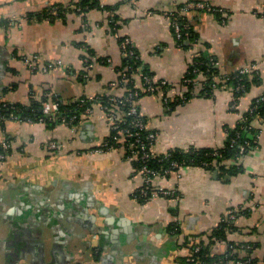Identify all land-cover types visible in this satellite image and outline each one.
<instances>
[{"label": "crops", "instance_id": "1", "mask_svg": "<svg viewBox=\"0 0 264 264\" xmlns=\"http://www.w3.org/2000/svg\"><path fill=\"white\" fill-rule=\"evenodd\" d=\"M96 1L98 7L80 12L85 0H0V102L30 107L122 97L119 69L127 55L118 38H125L156 87L137 102L147 129L158 135L154 151L222 150L228 130L264 95V0ZM190 2L222 13L181 15ZM46 11L62 14L36 18ZM179 14L192 43L176 37L172 18ZM198 52L216 61L211 97L203 94L208 76L191 72ZM34 57L53 68L30 69L26 61ZM253 64L259 84L234 104L225 76ZM133 79L142 88L140 73ZM92 108L73 126L0 120V147H10L0 161V264H185L190 248L212 241L231 213L235 231L226 242L213 240L211 257L223 258L234 244L264 263V121L251 123L259 139L240 160L215 158L212 168L170 172L153 190L177 198L143 203L137 193L144 177L128 159L125 139L98 151L113 130L100 103ZM52 142L57 150L48 149Z\"/></svg>", "mask_w": 264, "mask_h": 264}, {"label": "trees", "instance_id": "2", "mask_svg": "<svg viewBox=\"0 0 264 264\" xmlns=\"http://www.w3.org/2000/svg\"><path fill=\"white\" fill-rule=\"evenodd\" d=\"M90 3V4H89ZM80 7V12H85L89 11L93 8L98 7L97 1L96 0H90L81 3L79 5ZM50 12V14H47ZM46 11L42 14H38L36 17L39 20H46V19H55L56 16L61 17L62 11H55L56 13H51V11ZM53 14V15H52ZM56 14V15H54ZM58 14V15H57ZM173 24L175 21H177L181 27L183 28L185 25H188V28L183 29L182 35H183V43L185 42H193L195 41V38L193 37L194 35L192 34V29L188 23V21L185 19V17H180V16H174L172 18ZM115 27V23H114ZM114 30H116L114 28ZM174 30V28H173ZM175 31V30H174ZM188 33L187 39L185 37V34ZM116 35V32H114ZM121 47L123 43L127 40L125 38H118ZM123 49V48H122ZM124 50V49H123ZM127 58L123 61V64L121 68L119 69L120 76H119V82H121L122 86L125 85L126 90L130 92H136L137 91V86L135 84V81L133 79L134 74L140 73L142 76V83L145 85L146 81L145 78H149L151 80V74L147 69H143L140 66V63L137 58L136 51L133 47V45L127 47L125 50ZM132 52L133 56H129L128 53ZM216 61L212 59L211 57H207L204 55L202 52H198L196 54L195 60H194V66L191 69L192 75H195V70H198L199 72L201 71L202 73H205L208 76V82L205 85V90L203 92L206 97H211L213 94V91L215 90L214 84H216V87H218V84L213 81L214 76H218V70L216 69ZM124 74L126 76L124 77ZM190 74L189 77L192 76ZM189 79V78H188ZM152 83V81H151ZM244 85V90L235 92L234 91V97L235 101L234 104L238 103V100L241 96H243L247 91L248 88L251 84H259V79L254 78L251 81H244L242 82ZM119 85V86H121ZM225 85L229 87L235 88L238 86V82L236 81H228L225 83ZM121 86V87H122ZM111 87V86H110ZM146 87V86H145ZM112 88V87H111ZM138 92V91H137ZM139 96L135 98L134 100H140L143 96H145L148 93H141L139 91ZM128 92L125 93L121 98H115L116 102L115 105L119 107V111L121 113H126L129 110V105L130 103L128 102ZM110 97L109 96H99L98 97V102H100L103 106H110ZM59 103V112L56 114L55 119H50V118H45V115L43 113V107L44 105L39 102H33L30 107L22 106V105H11L7 103H2L0 102V118L1 120H9L11 119L12 116L18 115L21 119L22 122H30V123H38L41 122L43 119L46 125L48 126H55L57 124H63L64 121L67 123L69 126L77 125L81 121L80 115L85 112L87 108H91L92 105L95 103V101H91L88 98H83L82 100H79L75 103L72 104H67L61 101H56ZM125 103V106L122 104ZM4 105H7L4 107ZM114 105V104H112ZM264 116V101H254L252 103V107L249 111L248 114H246L243 117V120L236 125L235 128L229 129L228 130V141L226 146L220 150V151H212V150H199V149H189L188 151H171L165 155H158L157 157H152L146 160V162H139V161H134V165L137 170H140L143 166H146L148 169L155 171L159 173L162 176H168L170 172L177 171L175 168H172L173 163H177L178 165L185 167L188 165H199L202 167H207V168H212L213 167V161L216 158V161L218 163H221L223 161H230V160H236L239 157H243L246 155L248 152L256 148V144L253 143L250 147H248L245 151H241L239 148V145L243 144L246 140L248 139V135H258L256 134V131L252 129L251 123L257 119V117ZM74 117H77L76 119L73 120ZM123 118V117H122ZM126 119L127 123L125 122H119L118 125L120 126V129H126L128 128V124L131 121V117H126L123 118V120ZM264 121V117H262ZM132 130V129H131ZM134 131V130H132ZM149 131L147 132H141L140 133V138L143 139L145 149L144 152L149 151L150 143L147 141V136L149 135ZM118 131H112V136L110 140H108L109 146H116V140L115 137L118 136ZM236 141L235 144H233V141ZM132 140H127L125 141V146L127 147L128 144ZM9 153V152H8ZM7 153V154H8ZM215 154L220 155L215 156ZM129 156V153H127V157ZM233 171L237 172L238 168L235 166L233 167ZM237 170V171H236ZM137 196L140 198V192L137 193ZM147 199H142L140 198V201L145 203L148 202L146 201ZM235 231V227L233 225H230L228 222L224 221L216 233L211 237L213 238L214 241L219 240L222 242L227 241V232L232 233ZM209 241V242H200L198 245L193 246L191 249H194V247H200L201 250L200 252L196 255V257L201 258L203 261H217V258H212L210 254V247L212 246V243L214 241ZM237 246V245H236ZM250 257V256H249ZM232 260L234 259V256L231 257ZM254 263H257V260H253ZM185 263V260H184Z\"/></svg>", "mask_w": 264, "mask_h": 264}, {"label": "built area", "instance_id": "3", "mask_svg": "<svg viewBox=\"0 0 264 264\" xmlns=\"http://www.w3.org/2000/svg\"><path fill=\"white\" fill-rule=\"evenodd\" d=\"M204 10L210 13H222V11L220 9H216L211 7L210 5H208L207 3H201V2H190L187 5H185V7H183L182 11H181V15L182 14H187L189 12H191V10ZM180 15V14H179ZM180 15V17H182ZM173 28L175 30V34L176 37L178 39V41L183 42V35L181 34L182 31H184L183 29L188 28V25H185L183 28L181 27V25L175 21V23L173 24ZM187 35L188 33L185 34V37L187 39ZM132 43L129 39H127L123 45L122 48L125 50L127 47L131 46ZM129 56H133V53L130 52L128 53ZM26 63L28 64V67L32 70H39L42 69L43 71H47V69H52L53 65H48L47 67H40L38 64V59L37 58H32L31 60L26 61ZM216 65V64H215ZM256 65H250L248 67H244L243 69H240L239 71L232 73L230 75L225 76V80H227V82L229 81H236L238 82V86H236L235 88L232 87L233 92H239V91H243L244 90V85H242L244 81H251L254 78H258L259 76L256 72ZM195 73H200L198 70L194 71ZM216 79H219V76H215L213 77V81H215ZM145 85L142 86V88H137L136 92H130L129 90L127 91L125 88V85L122 86V88H124L125 93L128 92V102L130 103L129 105V110L126 113H121L119 111V107L117 106V104L115 105L116 99L115 98H121V97H117L115 95H110V106H103L100 102V106L102 107V109L104 110V112L106 113V116L109 120V122L112 125V130L113 131H118V136L115 137L116 142L119 140V137H123L126 141L127 140H132L128 146L126 147V151L127 153H129L128 159L132 160L134 159L135 161H139V162H146V160H148L149 158L152 157H157L158 154L154 151V146L158 140V135L157 133L153 132V131H149L147 129V125H146V121L143 118V116L141 115V112L137 106V102L138 100H134L135 98H137L140 94L139 91L141 93H152L155 92L156 87L151 83V80L149 78H145ZM219 81V80H218ZM188 84L190 85H194L196 84L195 81H193V79H188L186 81ZM146 86V87H145ZM214 88L216 87V84L213 85ZM112 88H118V84L117 83H112L111 84ZM91 101H95L97 103L98 101V97L96 98H91L89 99ZM264 101V95H262L261 97H259L258 99H256L255 101ZM235 101V98H234ZM114 104V105H112ZM123 106H125V103L122 104ZM7 105H4V107H6ZM235 107V106H234ZM59 103L54 102L51 104H47L43 107V113L45 115V118H50V119H55L56 114L59 112ZM93 108H87L85 110L84 113H82L80 115V117H84V116H88L91 115ZM126 117H131V121L128 124V128L126 129H120V126L118 125L119 122H125V124L127 123L126 119L123 120V118ZM264 117V116H262ZM262 117L258 116L257 119L262 120ZM77 117H74V119H76ZM2 118H0L1 120ZM12 120H16V121H21L20 117L18 115H14L11 117ZM243 120V119H242ZM241 120V121H242ZM45 121L42 119L41 123H44ZM26 123H30V122H26ZM240 123V122H239ZM238 123V124H239ZM63 124L67 123L64 121ZM134 131H132V130ZM149 131V135L147 136V141H149L150 143V147H149V151L148 152H144V149L146 148L144 145V141L143 139L140 138V133L141 132H147ZM248 139L246 140L243 144L239 145V148L241 149V151H245L248 147L251 146L252 141L253 143H257V140L259 139L258 135H252L249 134L248 135ZM236 141H233V144H235ZM9 145L7 143L2 144V146L0 147V161H4V159L7 157V153L9 152ZM59 148V145L55 142H52L48 145V149L50 150H57ZM114 149L113 146H109L108 142H106L104 144V146L99 149L98 151H102V152H109L112 151ZM215 156H219L218 154H215ZM242 157L237 158L236 160H240ZM172 168H175L176 170L183 168L182 166L178 165L177 163H173L172 164ZM138 172L140 174L143 175L144 177V186L140 191V198L142 199H147L146 201H151L154 198L157 197H162V198H177V194L174 191H167V190H153V184L154 182H156V180L158 178L164 177L162 175H160L159 173L152 171L150 169H148L146 166H143L140 170H138ZM230 225H233L236 222V215L231 213L226 219H225ZM201 248L200 247H194V249H191V251H189L186 259H185V264H222V263H226V264H264L261 262H257L254 263L253 259L251 257H249L246 254V251L248 250V247L245 246H241V245H234V244H230L227 253L223 256V258H217V261H211V262H206L203 261L201 258L196 257V255L200 252ZM234 256V259L232 260L231 257Z\"/></svg>", "mask_w": 264, "mask_h": 264}]
</instances>
